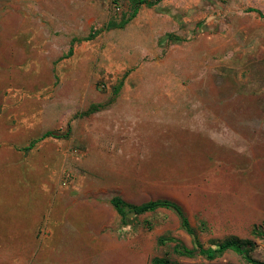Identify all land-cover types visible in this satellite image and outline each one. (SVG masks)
<instances>
[{"label":"rangeland","instance_id":"rangeland-1","mask_svg":"<svg viewBox=\"0 0 264 264\" xmlns=\"http://www.w3.org/2000/svg\"><path fill=\"white\" fill-rule=\"evenodd\" d=\"M140 1L0 0V264L264 262V0Z\"/></svg>","mask_w":264,"mask_h":264},{"label":"trees","instance_id":"trees-1","mask_svg":"<svg viewBox=\"0 0 264 264\" xmlns=\"http://www.w3.org/2000/svg\"><path fill=\"white\" fill-rule=\"evenodd\" d=\"M162 0H141L139 4H146L147 6H153L155 3H159ZM252 12H257L260 17L264 18V14H262L259 10H251ZM121 88H116V93ZM47 138H54V139H61V136L58 133L55 132H47L45 133L39 140L43 141ZM33 145L30 146L32 148ZM112 205L116 209L117 213L122 218V223L127 225L130 223L132 218L144 215L146 213L155 212L159 209H168L171 211H174L176 215L181 220L182 226L186 229V231L192 236L193 241V248L189 249L186 246L180 244L177 242L175 245L173 251L180 256L185 257H194L196 255L204 256L208 260H214L217 257H220L227 251H234L237 254H239L248 264H264V262H260L258 260H255L252 255L251 251L254 246L253 242L250 240H241L239 238H229L226 239L223 242H218L214 244V246L205 249L200 242L196 232L193 230V228L190 226V223L188 221V218L186 217L183 209L176 203L172 201L167 200H160V201H150L147 203H144L139 206L131 205L126 202H124L120 198H114L111 201ZM162 243L165 242H174L175 240L172 238H162L160 240ZM153 264H178L174 262H170L168 258H157L154 259Z\"/></svg>","mask_w":264,"mask_h":264},{"label":"built area","instance_id":"built-area-1","mask_svg":"<svg viewBox=\"0 0 264 264\" xmlns=\"http://www.w3.org/2000/svg\"><path fill=\"white\" fill-rule=\"evenodd\" d=\"M104 1L107 9L112 14H117L122 12L121 0H104Z\"/></svg>","mask_w":264,"mask_h":264},{"label":"crops","instance_id":"crops-1","mask_svg":"<svg viewBox=\"0 0 264 264\" xmlns=\"http://www.w3.org/2000/svg\"><path fill=\"white\" fill-rule=\"evenodd\" d=\"M64 211V210H63ZM65 214V213H64ZM57 215H58V212H57ZM32 218L34 220V223L37 224V220L39 219L40 221V218H41V215L38 216V212H34L33 215H32ZM37 226V225H36Z\"/></svg>","mask_w":264,"mask_h":264}]
</instances>
